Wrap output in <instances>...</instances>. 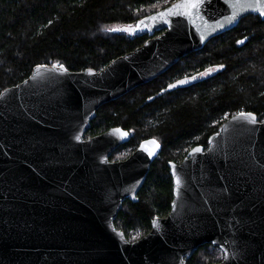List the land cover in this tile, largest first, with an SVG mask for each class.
Instances as JSON below:
<instances>
[{"label": "water", "instance_id": "95a60500", "mask_svg": "<svg viewBox=\"0 0 264 264\" xmlns=\"http://www.w3.org/2000/svg\"><path fill=\"white\" fill-rule=\"evenodd\" d=\"M179 2L116 28L148 39L100 71L37 65L0 93V264H186L204 244L221 250L217 264H264V121L255 114L256 124L231 116L206 149L194 146L180 163L168 162L170 211L134 241L113 222L126 199L137 201L161 144L143 140L111 161L129 141L127 130L85 138L101 105L152 81L243 17L264 21L259 5L235 10L234 0H210L190 16H159Z\"/></svg>", "mask_w": 264, "mask_h": 264}, {"label": "trees", "instance_id": "16d2710c", "mask_svg": "<svg viewBox=\"0 0 264 264\" xmlns=\"http://www.w3.org/2000/svg\"><path fill=\"white\" fill-rule=\"evenodd\" d=\"M175 1L0 0V93L28 78L37 65L100 71L148 39L104 29L132 25ZM241 112L264 121V21L255 15L97 109L85 138L114 127L131 135L110 160L125 159L144 139L161 143L137 201L126 199L114 219L128 241L147 234L154 218L168 215L173 198L168 162L178 163L194 146L206 148L220 124ZM222 257L218 247L204 244L186 264H217Z\"/></svg>", "mask_w": 264, "mask_h": 264}, {"label": "snow or ice", "instance_id": "6c2138e0", "mask_svg": "<svg viewBox=\"0 0 264 264\" xmlns=\"http://www.w3.org/2000/svg\"><path fill=\"white\" fill-rule=\"evenodd\" d=\"M206 2L210 3V0H180L179 3L175 4L171 8L167 9L166 12L159 13V16L161 18H164L168 15H189L190 16V15H192V11H191L192 9H199ZM257 5H259L261 8L260 15L264 16V0H234L233 8L235 10H239V9H242L245 7L253 8V7H256ZM236 14H237L236 11H234L233 16L229 17L227 19L231 22L233 19H235ZM150 19L154 20V19H156V17H150ZM140 23L143 24V21H140ZM129 27H131V26H129ZM104 30L105 31H119V29H115V28H106ZM124 31H128V29H124ZM202 39H203V37H202ZM238 43L242 44V43H244V41H238ZM220 67H223V66L221 65ZM207 71H211V70L209 69ZM201 75H203V74H201ZM192 79L195 80L196 77H192ZM187 82L188 81L186 78L185 80L178 81L177 83L178 84H185ZM175 86L176 85H169V87H175ZM240 117L242 119L247 120V122L250 124H256L257 123L256 117L253 113L241 112ZM116 131H119V130H116ZM77 139H79V137H77ZM150 143L155 144L156 142L151 141ZM200 151H201L200 148L193 149L194 153L200 152ZM177 183L179 184V180L177 181ZM153 226L156 227L155 221H153Z\"/></svg>", "mask_w": 264, "mask_h": 264}, {"label": "flooded vegetation", "instance_id": "af4514ba", "mask_svg": "<svg viewBox=\"0 0 264 264\" xmlns=\"http://www.w3.org/2000/svg\"><path fill=\"white\" fill-rule=\"evenodd\" d=\"M157 34H158V33H157ZM170 88H172V87H170ZM129 134H130V133H129ZM130 138H131V135H130ZM147 139H150V138H147ZM154 139H155V138H154ZM129 140H130V139H129ZM144 140H146V139H144ZM156 140H157V139H156ZM142 141H143V140H142ZM142 141H140L139 144H140ZM157 141H158V140H157ZM128 142H129V141H128ZM158 142H159V141H158ZM126 143H127V142H126ZM159 143H160V142H159ZM124 144H125V143H124ZM139 144H138V145H139ZM160 144H161V143H160ZM122 145H123V144H122ZM138 145H137V147H138ZM120 146H121V145H120ZM120 146H119V147H120ZM137 147H135V149H136ZM117 148H118V147H117ZM117 148H116V149H117ZM206 148H207V147H206ZM206 148H204V149H206ZM116 149H115V150H116ZM135 149H134L133 151H135ZM115 150H114V151H115ZM188 151H189V150H188ZM132 153H133V152H132ZM132 153H131V154H132ZM186 155H187V154H186ZM128 156H129V155H128ZM128 156H127V157H128ZM127 157H126V158H127ZM184 158H185V157H184ZM121 160H124V159L111 160V161H121ZM182 160H183V159H182ZM182 160H181V161H182ZM181 161H179L178 163H180ZM170 162H172V161H170ZM173 162H174V161H173ZM175 163H176V162H175Z\"/></svg>", "mask_w": 264, "mask_h": 264}, {"label": "rangeland", "instance_id": "374dc122", "mask_svg": "<svg viewBox=\"0 0 264 264\" xmlns=\"http://www.w3.org/2000/svg\"><path fill=\"white\" fill-rule=\"evenodd\" d=\"M133 241V240H132Z\"/></svg>", "mask_w": 264, "mask_h": 264}]
</instances>
